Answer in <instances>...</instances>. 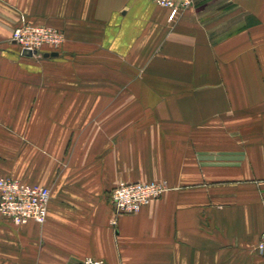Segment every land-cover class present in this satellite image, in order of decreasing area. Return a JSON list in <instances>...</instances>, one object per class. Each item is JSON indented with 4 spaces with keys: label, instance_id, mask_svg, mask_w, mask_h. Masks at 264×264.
I'll return each mask as SVG.
<instances>
[{
    "label": "crops",
    "instance_id": "crops-1",
    "mask_svg": "<svg viewBox=\"0 0 264 264\" xmlns=\"http://www.w3.org/2000/svg\"><path fill=\"white\" fill-rule=\"evenodd\" d=\"M22 18L63 32L57 84L13 52ZM20 142L41 176L0 177L48 188V213L0 217V264H264V0H0V159ZM159 181L114 217L118 183Z\"/></svg>",
    "mask_w": 264,
    "mask_h": 264
},
{
    "label": "built area",
    "instance_id": "built-area-1",
    "mask_svg": "<svg viewBox=\"0 0 264 264\" xmlns=\"http://www.w3.org/2000/svg\"><path fill=\"white\" fill-rule=\"evenodd\" d=\"M161 8L186 10L193 6L194 0H153ZM11 41L21 51H29L33 56H41L45 44L57 46L61 39L50 29L26 25L16 28ZM165 181L153 183H118L109 191V202L114 217L135 214L151 201L160 198L168 191ZM50 190L40 185H28L19 180L0 177V217L7 219L14 226H21L30 221L43 224L48 213ZM115 225V220L112 221ZM256 251L264 256V220ZM74 264H109L103 260L86 258Z\"/></svg>",
    "mask_w": 264,
    "mask_h": 264
},
{
    "label": "rangeland",
    "instance_id": "rangeland-1",
    "mask_svg": "<svg viewBox=\"0 0 264 264\" xmlns=\"http://www.w3.org/2000/svg\"><path fill=\"white\" fill-rule=\"evenodd\" d=\"M194 5V3H193ZM191 8V7H190ZM189 9V8H188ZM26 25H33V24H30V23H27L23 18L20 20V23L18 25H16L14 27V29L11 31V34H10V37H9V41L10 43L12 42L11 41V38H12V33L13 31L18 28V27H22V26H26ZM33 26H37V27H44V28H47V29H50L52 31H55V33L57 35H59V38L61 39V42L59 45L57 46H52L50 44H45L41 50L43 51L42 52V55L39 57V56H32L34 58L31 59V61H27V64L29 65V67L31 69H33L35 71V73L39 74V78L36 79V81H42L43 77L41 76L42 75V72L43 71H46L48 73V75H50L51 79L52 80V84H57V81H58V64H44V62L40 59L44 54H50V53H57L58 55V52L61 53L62 49H63V46L65 44V37H64V34L62 31L56 29V28H53V27H47V26H39V25H33ZM13 46H15V50L13 49V52H16V54L18 52H20L22 54L23 51L20 50L19 46H17L16 44H12ZM21 60V59H20ZM19 60V61H20ZM22 61V60H21ZM37 84V83H36ZM19 156L18 157H3L2 159H0V161L4 162V163H1L2 165H4L5 167H8V169L10 168H16L18 169L19 171V174H16V175H12L11 177H16L22 181H29L30 179H33V177H36L37 179H39V177L41 176V174H37V173H32V170H28L29 166H27L28 162L30 164H35V165H41V159H27L26 156H25V152L22 151L25 147H26V143H21L20 142V145H19ZM25 150V149H24Z\"/></svg>",
    "mask_w": 264,
    "mask_h": 264
},
{
    "label": "water",
    "instance_id": "water-1",
    "mask_svg": "<svg viewBox=\"0 0 264 264\" xmlns=\"http://www.w3.org/2000/svg\"><path fill=\"white\" fill-rule=\"evenodd\" d=\"M33 54H35V53H31V52L26 51V50L22 52V55L25 56V57H32ZM56 56H57V53H55V52L54 53H50V54H44L45 58L56 57Z\"/></svg>",
    "mask_w": 264,
    "mask_h": 264
}]
</instances>
